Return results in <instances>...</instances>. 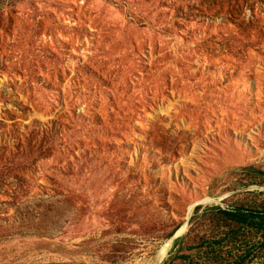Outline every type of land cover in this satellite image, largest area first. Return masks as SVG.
<instances>
[{
	"label": "rangeland",
	"instance_id": "rangeland-1",
	"mask_svg": "<svg viewBox=\"0 0 264 264\" xmlns=\"http://www.w3.org/2000/svg\"><path fill=\"white\" fill-rule=\"evenodd\" d=\"M231 210L264 212V0H0V264H264Z\"/></svg>",
	"mask_w": 264,
	"mask_h": 264
},
{
	"label": "trees",
	"instance_id": "trees-1",
	"mask_svg": "<svg viewBox=\"0 0 264 264\" xmlns=\"http://www.w3.org/2000/svg\"><path fill=\"white\" fill-rule=\"evenodd\" d=\"M227 221L247 224L253 228L263 230L264 229V212H253L242 210L236 211H222ZM261 219V220H260ZM235 264H238L237 262Z\"/></svg>",
	"mask_w": 264,
	"mask_h": 264
},
{
	"label": "water",
	"instance_id": "water-1",
	"mask_svg": "<svg viewBox=\"0 0 264 264\" xmlns=\"http://www.w3.org/2000/svg\"><path fill=\"white\" fill-rule=\"evenodd\" d=\"M185 229H186V227L183 228V229H181V230L178 232V234H177L176 236H174V238H177V237L181 236V235L184 233Z\"/></svg>",
	"mask_w": 264,
	"mask_h": 264
}]
</instances>
